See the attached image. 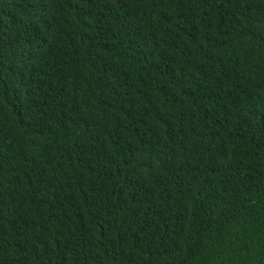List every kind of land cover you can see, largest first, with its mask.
Here are the masks:
<instances>
[{
    "label": "trees",
    "instance_id": "trees-1",
    "mask_svg": "<svg viewBox=\"0 0 264 264\" xmlns=\"http://www.w3.org/2000/svg\"><path fill=\"white\" fill-rule=\"evenodd\" d=\"M0 264H264V0H0Z\"/></svg>",
    "mask_w": 264,
    "mask_h": 264
}]
</instances>
